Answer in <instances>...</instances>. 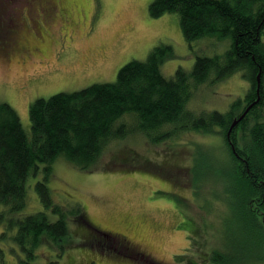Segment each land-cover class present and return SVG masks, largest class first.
Segmentation results:
<instances>
[{"label": "rangeland", "instance_id": "rangeland-1", "mask_svg": "<svg viewBox=\"0 0 264 264\" xmlns=\"http://www.w3.org/2000/svg\"><path fill=\"white\" fill-rule=\"evenodd\" d=\"M152 1L66 0L64 15L46 28L42 54L21 60L0 53V102H8L18 111L30 133L31 103L59 92L53 90L73 91L96 82L116 81L123 65L132 59L146 60L161 44L173 48L161 66L168 78L179 67L190 71L197 55H223L232 46L230 37L204 36L189 43L179 15L168 12L152 17ZM57 53L64 56L62 61ZM40 73L45 76L32 79ZM250 87L239 70L222 81L202 84L189 108L197 113L227 111ZM224 148L229 151L224 135L215 129L187 130L157 144L138 133L108 146L100 165L115 167L81 170L65 159L57 160L49 182L56 200L81 202L88 219L114 233L119 245L125 242L116 232L128 236L147 258L155 259L131 260L107 251L112 248L100 249L96 241H87L85 230L73 225L75 245L66 248L57 264H215L206 258L212 250L227 252L224 264H264L263 235L249 224H238L240 199L233 201L239 190L233 164L230 160L219 164L211 160V154L222 157ZM34 184L24 213L43 206ZM218 192L228 195V199L222 196L228 204L216 198ZM190 218L197 228L195 233L180 227ZM6 246L0 264H22L19 246ZM38 254L40 264L57 259L56 249L49 246H42ZM182 254L187 260L177 259Z\"/></svg>", "mask_w": 264, "mask_h": 264}, {"label": "trees", "instance_id": "trees-1", "mask_svg": "<svg viewBox=\"0 0 264 264\" xmlns=\"http://www.w3.org/2000/svg\"><path fill=\"white\" fill-rule=\"evenodd\" d=\"M149 12L152 17L177 13L189 43L204 36L230 37L232 46L223 55H197L190 71L179 67L168 78L161 66L173 48L158 45L146 60L132 59L123 65L116 81L96 82L35 99L29 108L30 133L18 111L8 102H0L1 257L6 245L13 248L17 244L23 252L20 263L40 264L38 251L49 246L56 249L57 258L50 263L57 264L66 248L75 245L73 225L85 230L87 241L109 249L111 243L106 244L105 237L98 238L97 226L88 219L81 202L56 200L49 185L53 165L65 159L81 170L115 167L100 165L108 146L138 133L155 144L187 130L215 129L222 133L229 151L224 148L222 157L215 153L210 159L214 164L228 160L233 164L239 187L233 201L240 199L238 224H249L264 237V0H153ZM239 70L251 87L229 110L197 113L189 108L202 84L222 81ZM260 72L261 98L233 128L229 141L234 120L258 99ZM34 177L38 179L31 182ZM33 183L43 206L36 212L24 213ZM215 196L228 204V195L218 192ZM193 225L190 218L180 227L195 233ZM226 253L212 250L206 258L224 264ZM187 257L182 254L177 259Z\"/></svg>", "mask_w": 264, "mask_h": 264}, {"label": "flooded vegetation", "instance_id": "flooded-vegetation-1", "mask_svg": "<svg viewBox=\"0 0 264 264\" xmlns=\"http://www.w3.org/2000/svg\"><path fill=\"white\" fill-rule=\"evenodd\" d=\"M66 6V0H0V53L2 56L5 58L18 57L25 60L32 55L42 54L45 50L44 45L47 43L46 28H51V22H55L57 18L64 15L67 10ZM63 57L61 53H57L58 60L62 61ZM36 76L35 79L34 77L32 79L38 80L45 74L40 73ZM53 91L61 92L69 91V89ZM259 96L258 94L257 98ZM228 139L231 141V136L228 135ZM95 228L98 238L105 237L109 240H106L105 243H111H109V248L112 249L107 250L108 252L126 256L131 260H155L147 258L141 251H137L138 249L133 246L125 234L116 232L117 237L123 238L126 244L119 245L114 233L111 234L99 227Z\"/></svg>", "mask_w": 264, "mask_h": 264}, {"label": "water", "instance_id": "water-1", "mask_svg": "<svg viewBox=\"0 0 264 264\" xmlns=\"http://www.w3.org/2000/svg\"><path fill=\"white\" fill-rule=\"evenodd\" d=\"M261 76H262V74H261V72L258 74V78H257V80H258V86H257V88H258V94L260 95V86H261ZM260 100V96L258 97V99L254 102V103H252L247 109H246V111L238 118V119H236V120H234V122H233V124L231 125V128H230V130H229V132H228V135L229 136H231V131L233 130V128L238 124V122L241 120V119H243L244 118V116L246 115V113L249 111V109L256 103V102H258ZM233 148H234V150H235V147L233 146Z\"/></svg>", "mask_w": 264, "mask_h": 264}, {"label": "bare ground", "instance_id": "bare-ground-1", "mask_svg": "<svg viewBox=\"0 0 264 264\" xmlns=\"http://www.w3.org/2000/svg\"><path fill=\"white\" fill-rule=\"evenodd\" d=\"M261 88V87H260Z\"/></svg>", "mask_w": 264, "mask_h": 264}]
</instances>
